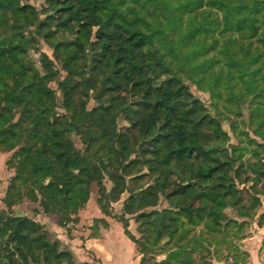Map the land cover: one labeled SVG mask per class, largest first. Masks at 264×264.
<instances>
[{"label":"trees","instance_id":"1","mask_svg":"<svg viewBox=\"0 0 264 264\" xmlns=\"http://www.w3.org/2000/svg\"><path fill=\"white\" fill-rule=\"evenodd\" d=\"M49 1L61 16L69 13L75 25L72 37L58 41L53 34L46 36L69 69L59 82L66 110L61 115L48 76L27 59L26 49L34 45L28 30L44 27L37 8L23 0H0V146L17 149L16 161L9 163L19 179L4 199L11 209L0 210V264H81L60 239H52L41 223L15 214L12 205L25 193L33 200L40 195L46 212L59 215V224L67 227L66 220L87 205L95 183L99 207L110 215V199L127 190L124 176L143 179L144 165L157 182L133 195L141 211L135 218L151 226L143 241L132 237L143 253L139 264H196L192 252L202 244L187 239L195 225L220 232L225 221V228L234 225L238 233L245 221L230 219L225 208L239 205L241 214L254 216L260 200L240 205L236 177L242 178V172L227 158L230 136L176 68L209 74L216 106L222 85L228 101L241 103L251 96L259 104L253 112L262 111L255 130L264 137V0ZM81 15L92 19L81 20ZM218 28L226 34L223 44L217 37L203 44ZM212 51L220 55L198 58ZM92 93L99 106L93 122L86 123ZM224 107L229 110L226 102ZM122 115L133 125L130 132L119 130ZM75 129L84 151L68 136ZM258 145L264 149V143ZM106 164L115 171L111 191L104 184ZM247 169L264 189V161H247ZM160 195L174 207L155 208ZM120 219L127 230L129 219ZM95 220L107 224L105 218ZM164 237L177 245L159 260L149 254Z\"/></svg>","mask_w":264,"mask_h":264},{"label":"rangeland","instance_id":"2","mask_svg":"<svg viewBox=\"0 0 264 264\" xmlns=\"http://www.w3.org/2000/svg\"><path fill=\"white\" fill-rule=\"evenodd\" d=\"M23 3L34 5L37 8V18L44 25L43 29L33 27L28 30L29 38L32 39L34 45L26 49L27 59L35 63L41 74L48 76V86L56 91L58 104L56 109L58 115H61L66 110L61 106L62 93L59 89V82L69 73V69H67L65 62L55 55V51L46 36L53 34L58 41H61L62 38L72 37L75 32L74 22L71 20L69 13L65 12L61 16L58 8L49 0H23ZM59 6L61 5L59 4ZM216 13L221 14L220 12ZM80 19L86 20L92 19V17L81 15ZM220 29L218 28L215 32L207 35L203 44L211 43L217 37L220 40V45H222L226 34L223 35ZM204 36H206L205 33L201 35V37ZM192 43L194 44V42ZM216 54L219 53L216 51L208 52L207 54L200 52L198 58L203 59ZM180 64L182 68L185 66L184 62H180ZM176 69L185 83L189 85L190 91L207 107L208 114L220 118L223 128L230 136L227 141V147L230 149L227 158L229 160L233 159L235 168H239L242 172V178L236 177L237 187L241 191L240 205H250L253 198H259L260 200L254 216L241 214L239 205H229L225 208V213L230 219H237L239 222L245 221L243 229L238 233L235 232L237 227L234 225L225 228V221L221 222L222 230L220 232L209 230L203 223L195 225L194 230L188 235L187 239L189 240L190 238L193 242L195 241L193 238L198 239L199 243L202 244L197 249H193L192 252L196 259V264H247L251 261V253L255 251H259L261 260H263L264 189L260 182L254 180L255 174L250 173L249 169H247V161H253L254 163H258L259 160L264 161V149L258 145L259 143H264V137L257 134L255 130L256 124L260 116H262V111L255 110L253 112L252 109V107L259 104L251 96L249 98L244 97L241 103L236 100L228 101L225 86L222 85L219 89L223 91V97H220L219 104L216 106L214 101L218 98H213L209 91L210 84L213 81L212 77H208L209 74L204 75L203 71L192 70L189 66H185L184 69H180L177 66ZM129 98L131 101L135 99L133 94H130ZM259 99L262 100V98ZM225 102L229 110L224 107ZM97 106H99V103L92 93L87 98L84 114L86 123L93 122L92 112ZM260 107H264V104H260ZM218 109H222V115L218 114ZM19 119L20 115H17L14 122L18 123ZM118 127L121 132L127 133L130 132L133 125L122 115L118 117ZM68 136L75 141L77 149L84 151L85 146L78 129L68 132ZM233 146H239L238 150L235 151ZM16 150L7 151L0 146V210L11 209H9L4 199H6L10 187L14 183H19L16 167L9 163L12 160L16 161L14 157ZM234 151L235 154L233 153ZM137 156L133 154L132 158ZM90 157L92 160L97 159L94 154L90 155ZM101 160L107 161V158ZM109 162L115 165L113 161ZM106 165L108 166L105 168L104 184L107 191H111L114 187L112 177L115 171L113 166L110 164ZM141 173H144L145 176L143 179L138 180L133 178L134 176H124L127 190L119 195L117 199H110V215L103 213L99 207L98 199L100 193L95 183L92 184L91 195L87 205L66 220L67 227L59 224V215L46 212L48 206L42 202L40 195L38 199L33 200L25 193L20 202L12 205V211L17 215H23L41 223L43 229L49 233L52 239H60L65 247L73 252L78 263L139 264L143 253L140 245L132 237L143 241L145 235L148 234L146 230L150 229L151 226L142 225L135 218L141 211L135 209L136 201L133 195L144 193L149 185H154L157 182L147 165L143 166L139 174ZM12 193H16L15 188H13ZM191 202L194 201L191 200ZM165 207L174 206L169 198L160 195L159 205L155 208L162 209ZM152 209L154 207L147 208L149 211ZM120 216H125L129 219L127 230H125ZM96 218H105L107 224H105V220L97 221L95 220ZM150 234V240H152V233ZM160 244L156 247L158 250L154 254L150 253L149 255L162 260L166 257L168 251L177 245V242L164 237ZM187 246L191 247L192 245Z\"/></svg>","mask_w":264,"mask_h":264},{"label":"crops","instance_id":"3","mask_svg":"<svg viewBox=\"0 0 264 264\" xmlns=\"http://www.w3.org/2000/svg\"><path fill=\"white\" fill-rule=\"evenodd\" d=\"M259 254V251L251 253V261L247 264H264V258L262 257L263 260H261V256Z\"/></svg>","mask_w":264,"mask_h":264}]
</instances>
